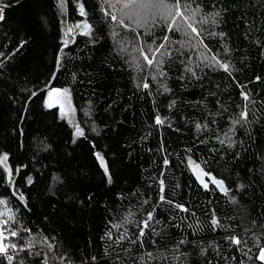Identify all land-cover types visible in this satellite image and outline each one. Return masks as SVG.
Masks as SVG:
<instances>
[{
	"label": "trees",
	"instance_id": "trees-1",
	"mask_svg": "<svg viewBox=\"0 0 264 264\" xmlns=\"http://www.w3.org/2000/svg\"><path fill=\"white\" fill-rule=\"evenodd\" d=\"M188 3L199 36L0 0V264H264V0Z\"/></svg>",
	"mask_w": 264,
	"mask_h": 264
},
{
	"label": "snow or ice",
	"instance_id": "snow-or-ice-1",
	"mask_svg": "<svg viewBox=\"0 0 264 264\" xmlns=\"http://www.w3.org/2000/svg\"><path fill=\"white\" fill-rule=\"evenodd\" d=\"M108 3L109 8H116L117 4L120 5L119 11L122 13V17H117L116 15L111 14L108 11H105V15L110 16L111 21L115 22L116 25L122 26L125 29H128L133 32H137L138 28H144L145 34L151 33L153 27L159 26V23L162 21L165 26H167L168 32H180L182 35H187V28H191L193 32H196L197 36H199V32L197 29L193 28L192 25L189 23L185 26L183 23L184 20L189 19L185 16V12L191 10V6L188 3V0H184L183 5L181 4V0H174V2L169 3V0H106ZM127 10V11H125ZM3 9L0 8V20L3 19ZM80 14L83 16L85 15V11L83 8V5L80 7ZM218 15V13L216 14ZM127 18L128 23H125V18ZM178 18L180 22H178ZM76 27H80V25H77ZM90 29V25H86ZM71 31V29H69ZM113 34L116 35L115 30H113ZM137 35L139 33L137 32ZM164 39L167 41L168 37L165 36ZM67 41H65V44ZM160 48H163L164 45L161 44L159 46ZM149 50H151V45H149ZM137 51H142L141 49H137ZM143 54V53H142ZM144 59L147 61V64L151 66L153 64V60L150 59L147 55H144ZM162 63V61H161ZM225 71L228 70V65L223 64L221 65ZM162 74V73H161ZM145 88L148 87L147 84L143 85ZM55 92L57 94L67 95V92L65 90L64 93H60L59 89H56ZM51 97V93H50ZM247 98V97H246ZM51 106V105H50ZM241 118L246 119L247 113L243 112L241 113ZM239 122V121H237ZM157 123H162V121L157 118ZM79 132V129L77 130ZM99 157V154H97ZM7 159V157L0 158V163H4V161ZM101 160L102 165L104 164L103 158L99 157ZM105 171L107 172V166L104 165ZM196 168H198V165H195ZM202 171V170H201ZM110 180V177H109ZM203 182V181H202ZM217 184H222L221 181H215ZM205 187L207 185L205 184ZM161 199H163V196H161ZM5 203V201H0V204ZM177 207H180L177 205ZM186 210V209H185ZM11 219V217H9ZM149 219H151V215H149ZM7 223V221H5ZM213 223H217V221H213ZM145 227H147V222L144 224ZM12 236H17L18 233L15 231L11 232ZM141 235H143V232H141ZM3 237V232L0 231V238ZM234 243L240 244L241 241L239 239H235ZM11 247L13 249L16 248L15 244H12ZM31 247V245H29ZM8 248L4 246L2 241H0V255H7ZM261 261H264V250H261L259 257ZM7 259L9 262L12 261V256H7ZM22 264V262H21Z\"/></svg>",
	"mask_w": 264,
	"mask_h": 264
},
{
	"label": "water",
	"instance_id": "water-1",
	"mask_svg": "<svg viewBox=\"0 0 264 264\" xmlns=\"http://www.w3.org/2000/svg\"><path fill=\"white\" fill-rule=\"evenodd\" d=\"M68 27H69V26H68ZM68 30H69V29H68ZM74 38L76 39L75 36H74ZM68 47H69V43L64 44V45L61 47V50H60V52H59V56H58L57 68H56V71H55L54 77H53V79L51 80L50 84H49L48 86H46L45 88H43L42 90L36 92V93L32 96V98L35 97L36 95H38L39 93L46 92V91H49V90L51 89V87L53 86V82H54V80H55V78H56V75H57V73H58L59 60H60L61 53H62L63 50L67 49ZM32 98H31V99H32ZM27 108H28V104H27ZM26 111H27V109H26ZM26 111H25L24 115L26 114ZM19 172H20V166L18 165V166H17V171H16V176H15V178H14V180H13V182H12V186H11V189H12L13 194H16V193H15V187H16V181H17V179H18V177H19ZM211 180H212L214 183H215V181H219V180H217V179L214 178V177H211ZM215 184L218 186V188H219L220 190H224V185H223V183H222V184H217V183H215ZM24 205L26 206L25 203H24ZM48 243L51 244L50 241H48ZM51 248L54 250V248H53L52 246H51Z\"/></svg>",
	"mask_w": 264,
	"mask_h": 264
},
{
	"label": "rangeland",
	"instance_id": "rangeland-1",
	"mask_svg": "<svg viewBox=\"0 0 264 264\" xmlns=\"http://www.w3.org/2000/svg\"><path fill=\"white\" fill-rule=\"evenodd\" d=\"M49 98H50V100H51V102L53 104L59 103L61 105V107H62L63 112H65L66 114H69L70 115V113H73L71 106L66 101H64V100L61 99L62 96L59 99H53V97H50V96H49ZM0 231H2L1 225H0ZM4 238H5V236L3 234V237L0 238V241H2V243L4 244V246L8 248V246H7Z\"/></svg>",
	"mask_w": 264,
	"mask_h": 264
},
{
	"label": "built area",
	"instance_id": "built-area-1",
	"mask_svg": "<svg viewBox=\"0 0 264 264\" xmlns=\"http://www.w3.org/2000/svg\"><path fill=\"white\" fill-rule=\"evenodd\" d=\"M31 250H32V255H34V253L36 252V247L31 246ZM7 254H8L9 256H11V252H10V251H8ZM29 264H34V262L31 261Z\"/></svg>",
	"mask_w": 264,
	"mask_h": 264
},
{
	"label": "bare ground",
	"instance_id": "bare-ground-1",
	"mask_svg": "<svg viewBox=\"0 0 264 264\" xmlns=\"http://www.w3.org/2000/svg\"><path fill=\"white\" fill-rule=\"evenodd\" d=\"M52 89V88H51ZM29 103V102H28ZM48 105V104H47ZM60 109V108H59ZM62 112V111H61ZM52 251V250H51ZM30 252V251H29ZM40 252V251H39ZM37 253H38V251H37ZM35 254H36V252H35ZM34 254V255H35ZM41 254H43V253H41ZM50 254H52V252L50 253ZM46 256V255H45ZM46 258V257H45ZM35 260V259H34ZM37 262V261H36ZM39 262V261H38ZM51 263V262H50Z\"/></svg>",
	"mask_w": 264,
	"mask_h": 264
}]
</instances>
